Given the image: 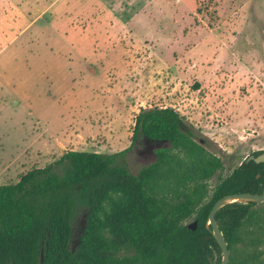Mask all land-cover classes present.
Segmentation results:
<instances>
[{"label":"rangeland","instance_id":"374dc122","mask_svg":"<svg viewBox=\"0 0 264 264\" xmlns=\"http://www.w3.org/2000/svg\"><path fill=\"white\" fill-rule=\"evenodd\" d=\"M154 106L185 118L222 176L264 151V0H0V186L66 151L126 149ZM153 150L138 138L129 171ZM252 209L261 231L243 235L264 252V202Z\"/></svg>","mask_w":264,"mask_h":264},{"label":"trees","instance_id":"16d2710c","mask_svg":"<svg viewBox=\"0 0 264 264\" xmlns=\"http://www.w3.org/2000/svg\"><path fill=\"white\" fill-rule=\"evenodd\" d=\"M138 138L154 146V160L132 174L126 155ZM222 173V161L207 158L179 112L140 109L126 149L66 151L0 186V264H219L215 254L221 251L206 228L209 211L226 195L262 194L264 162L243 160ZM255 206L231 203L215 214L228 244V264H264L262 237L243 235L246 225L261 231ZM79 209L84 225L73 248ZM191 218L197 221L194 231L187 227Z\"/></svg>","mask_w":264,"mask_h":264},{"label":"water","instance_id":"95a60500","mask_svg":"<svg viewBox=\"0 0 264 264\" xmlns=\"http://www.w3.org/2000/svg\"><path fill=\"white\" fill-rule=\"evenodd\" d=\"M95 147H91L90 151L94 152ZM249 161H254L255 163H263L264 162V152L258 154L255 156L254 154L248 155L245 159L244 162L248 163ZM263 203L264 202V192L262 194H253V193H238V194H231V195H226L217 200L212 208L209 211L208 218H207V223H206V228L210 231L213 239L217 243L220 251H221V262L219 264H228L229 263V250H228V244L225 241L218 224L215 220V214L216 212L231 203ZM188 229L190 230H195L197 227V221H193L189 224H187Z\"/></svg>","mask_w":264,"mask_h":264},{"label":"flooded vegetation","instance_id":"af4514ba","mask_svg":"<svg viewBox=\"0 0 264 264\" xmlns=\"http://www.w3.org/2000/svg\"><path fill=\"white\" fill-rule=\"evenodd\" d=\"M145 153H149V147L148 146L146 147V152Z\"/></svg>","mask_w":264,"mask_h":264}]
</instances>
